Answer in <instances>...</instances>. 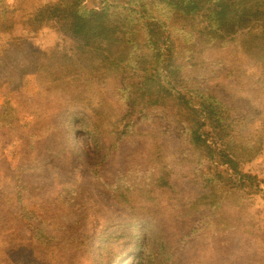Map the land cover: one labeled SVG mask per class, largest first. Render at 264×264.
Listing matches in <instances>:
<instances>
[{"label": "trees", "instance_id": "trees-1", "mask_svg": "<svg viewBox=\"0 0 264 264\" xmlns=\"http://www.w3.org/2000/svg\"><path fill=\"white\" fill-rule=\"evenodd\" d=\"M46 28L60 30L61 40L41 49L37 39ZM238 35L247 39L246 46L257 42L264 52V0H0V42L10 57V75L24 67L38 70L39 91L35 97L22 96L29 104L25 109L49 110L55 104L61 118L71 120L70 126L81 120L86 134L96 135L98 153L141 142L134 153L139 157L138 167L131 157L127 167L115 173L108 169L104 156L94 169L112 199L133 210L147 207L151 214L155 210L149 205L155 201L158 205L160 198L170 199L180 192L190 198L191 194L187 213L193 220L192 236L207 226L226 235L235 233L228 239L230 244L256 251L258 264H264V217L257 224L249 218L244 223L241 216L246 209L243 195L261 191V181L245 165L264 153V141L243 135L244 118L216 92L203 87L195 68L205 45L225 44ZM72 53L93 61L94 74L88 77L82 72ZM96 83L112 84L111 91L125 102L126 113L90 102L86 92ZM11 93L20 97L24 90ZM13 99L8 97L0 107V130L11 132L7 113L13 109ZM86 110L93 121L85 118ZM133 113L148 120L146 128L136 129ZM47 126L57 129L54 124ZM68 131L75 133L72 127ZM106 133L116 137L114 145H102ZM172 134L187 148L168 152L169 156L163 138ZM30 137H21L17 143L23 145ZM191 151L198 160L188 173L184 171ZM132 175L139 182L145 179L156 200L138 205L144 193L138 190L144 189L119 184H131ZM174 175L194 191L182 192ZM232 197H238L239 204L227 209L226 202ZM2 210L9 213L7 207ZM160 224L157 228L166 241L155 229L154 239L162 240V262L168 264L174 258L176 237L169 234L170 229L164 231V222Z\"/></svg>", "mask_w": 264, "mask_h": 264}, {"label": "rangeland", "instance_id": "rangeland-1", "mask_svg": "<svg viewBox=\"0 0 264 264\" xmlns=\"http://www.w3.org/2000/svg\"><path fill=\"white\" fill-rule=\"evenodd\" d=\"M60 40V30L46 28L39 33L37 45L46 49ZM246 41L238 35L233 40L228 38L225 44L205 45L204 54L197 55L198 67L195 68L203 87L216 92L236 108L237 116L244 118L243 135L246 133L253 141H264V52L257 47V42L246 46ZM2 49L0 107L8 97L14 99L13 109L7 113L13 124L11 132L7 128L0 130V264H115L117 261L120 264H164L160 245L162 240L165 243L166 236L157 228L160 222L165 223V232L170 229L169 234L176 237L174 258L168 264H258L256 251L230 244L228 239L235 233L227 236L224 231H214L208 226L197 237L189 233L193 225L187 213L191 194L190 198L181 192L170 199L160 198L158 205L156 201L149 205L155 210L151 214L147 207L133 210L118 205L94 169L99 168L104 156L108 157V169L115 173L126 168L131 157L138 167L139 157L134 153L141 142L133 139V143L120 144L112 152L98 153L96 135L86 134L88 130L81 120L70 126L71 120L68 116L62 119L55 104L51 103L49 110L25 109L29 104L22 96L35 97L39 91L38 70L24 67L11 76L10 61ZM72 55L82 72L88 77L94 74L93 61L86 56ZM96 59L99 61L101 57ZM95 77L99 79L98 75ZM110 85L112 87V84L106 87L102 83L94 84L86 92L87 99L114 113H126L125 102L114 96ZM14 89H23L24 93L14 96L11 93ZM85 118L93 121L89 110L85 111ZM131 118L136 129L146 128L148 120L141 115L133 113ZM52 124L57 129L49 130L47 125ZM70 127L74 134L69 133ZM109 128L112 129L110 125ZM29 136L32 137L25 139L23 145L17 143L21 137ZM101 139L103 146L116 142V137L109 133ZM163 142L169 156L168 152L173 154L179 148H187V144L173 134L164 137ZM187 158L189 165L184 172L191 173L198 157L191 151ZM245 169L261 181V191L243 195L246 209L241 216L244 223L249 218L259 224L264 217V153L245 165ZM134 178L132 175L131 184L121 181L119 184L144 189L138 190L144 192L138 205H148V199L156 200L151 198L145 179L139 182ZM173 179L182 192L194 191L178 176L174 175ZM238 204V197H232L225 206L236 209ZM3 207H7L9 213L2 210ZM134 221L137 224L132 223ZM182 221L186 224L180 226ZM154 229L162 240L154 239ZM121 254L126 258L121 259Z\"/></svg>", "mask_w": 264, "mask_h": 264}, {"label": "crops", "instance_id": "crops-1", "mask_svg": "<svg viewBox=\"0 0 264 264\" xmlns=\"http://www.w3.org/2000/svg\"><path fill=\"white\" fill-rule=\"evenodd\" d=\"M1 47H2V46H0V48H1ZM5 55H6V57L8 58V61H10V57H8L7 54H5Z\"/></svg>", "mask_w": 264, "mask_h": 264}]
</instances>
